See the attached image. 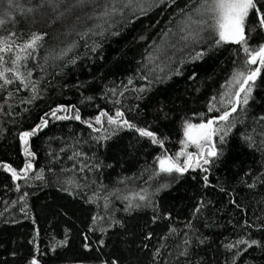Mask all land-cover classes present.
Listing matches in <instances>:
<instances>
[{
    "label": "trees",
    "instance_id": "trees-1",
    "mask_svg": "<svg viewBox=\"0 0 264 264\" xmlns=\"http://www.w3.org/2000/svg\"><path fill=\"white\" fill-rule=\"evenodd\" d=\"M202 4L0 0V40L12 45L0 70L21 74L0 79V165H33L27 179L0 166V264H264V68L247 105L217 125L209 164L159 170L161 157L183 164L177 154L196 152L181 143L185 123L230 111L234 72L258 66L195 22L211 23ZM256 4L264 14V0ZM259 14L246 20L250 50L264 46ZM34 34L42 39L21 51ZM58 107L81 119L50 117ZM43 119L27 156L20 136Z\"/></svg>",
    "mask_w": 264,
    "mask_h": 264
},
{
    "label": "snow or ice",
    "instance_id": "snow-or-ice-1",
    "mask_svg": "<svg viewBox=\"0 0 264 264\" xmlns=\"http://www.w3.org/2000/svg\"><path fill=\"white\" fill-rule=\"evenodd\" d=\"M83 2V0H81ZM159 2H164V0H159ZM171 3H175V0H170ZM129 4H131V0H129ZM202 7L204 9V13L210 14L211 23L209 20L200 19L195 21L197 24L212 28L215 30L218 40L217 43H235V44H241L243 45V51L244 53L248 54V59L245 61V65H256L259 64V67L255 69H250L245 67V69L237 70L234 72L232 76V80L230 81L231 85H239L238 91L235 92V101L229 99L227 101L228 104L231 105L230 111H223L218 117L216 118H209L206 122H201L198 124H194L191 122H186L184 127V136L185 141H182V144L185 145H192L196 148V152H190L186 153L182 150L181 153L177 154L179 155H185L186 158L183 162V164L180 163L179 159H173L171 156H165L159 158V164H160V172L161 173H184L189 168L194 167H202L203 165H207L210 163L208 157H216L218 155V152L212 144L213 137L216 135L218 131H221L222 129H219L217 125L220 122H227L230 118V116L237 111L238 105L243 103L244 105H247L249 96L252 92V87L250 82L255 81L257 76L260 74L261 68H264V46H261L258 50H250L248 47L247 37L245 33V26H246V20L250 14L251 11L255 10L258 14L260 13V9L257 7L256 0H203ZM118 10L113 7L111 9L112 13L117 12ZM141 11H144L143 8H141ZM199 12V9L197 10ZM204 13H200L203 15ZM103 15L107 16L109 15V11L106 10ZM259 24L262 28H264V14H259ZM3 21L0 20V24H2ZM42 37L40 35H33L31 42L26 44L23 48H21V51H26L29 48H35L37 45V42L41 40ZM12 50V45L8 43L7 40H0V53L3 52H10ZM31 53H28L30 55ZM202 56V53L197 55V58ZM20 56L17 55L16 58L12 61V63L15 65L20 60ZM3 62V56H0V63ZM5 72H14L17 77H19L21 74L19 73L18 69H12V68H6L0 70V79L4 80V83H11L12 81L8 79L5 76ZM178 74V73H177ZM247 86V87H246ZM35 90V89H34ZM241 93H244L243 98L241 99ZM225 95H229V93H225ZM215 100V98H213ZM223 103V101H222ZM213 106L209 108V111L213 110ZM69 109L64 107H58L57 109L53 110L48 115L54 119H76L80 120L81 117L77 113L74 116H67V115H57V113L61 112H67ZM107 113L101 112L100 116L96 118V123L101 122V117L106 116ZM124 115L123 112L117 111L115 113L116 117L122 118ZM108 122L109 123H118L116 119H114L112 116H108ZM123 123L128 127H134V125L129 124L127 120H124ZM48 120L43 119L41 121V124L37 126L36 129H33L29 132H24L21 134L20 139L25 144V154L27 156H33L34 153L30 152L27 145H28V138L35 135L38 131L42 130L43 127L47 126ZM91 127V124L89 125ZM142 136L150 137L152 140V143H159L161 146H163V141L158 140V138L155 136V134L149 130L137 128L136 129ZM223 137H221V140ZM6 170L11 172V175L13 179H20L21 176H24L25 179H27V173L30 169H32L33 165L31 162L27 163L25 167L21 170V172H17L16 169L12 168L11 165H0ZM205 172L207 169H203ZM39 178V177H37ZM205 181H207V176L204 177ZM19 187V185L17 186ZM140 200H145L146 197L144 195H140ZM132 205H129V208H131ZM136 207H139V205H136ZM175 231V229H173ZM67 241H64L63 243H66ZM102 243V242H101ZM240 243L248 244V241H240ZM258 242L253 240L251 241V244L249 246L255 245ZM85 247H88V245H85ZM228 247H233V245H228ZM156 255H159V253H156ZM30 264H39V260L36 258H33L30 261ZM115 264V262H113Z\"/></svg>",
    "mask_w": 264,
    "mask_h": 264
},
{
    "label": "water",
    "instance_id": "water-1",
    "mask_svg": "<svg viewBox=\"0 0 264 264\" xmlns=\"http://www.w3.org/2000/svg\"><path fill=\"white\" fill-rule=\"evenodd\" d=\"M257 67H259V64H258V66ZM212 144H213V140H212Z\"/></svg>",
    "mask_w": 264,
    "mask_h": 264
},
{
    "label": "rangeland",
    "instance_id": "rangeland-1",
    "mask_svg": "<svg viewBox=\"0 0 264 264\" xmlns=\"http://www.w3.org/2000/svg\"><path fill=\"white\" fill-rule=\"evenodd\" d=\"M57 18H58V16H57Z\"/></svg>",
    "mask_w": 264,
    "mask_h": 264
}]
</instances>
